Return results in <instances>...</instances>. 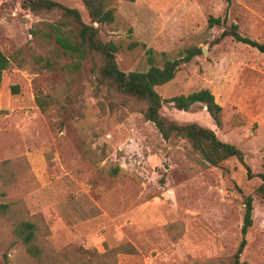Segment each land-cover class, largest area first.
I'll use <instances>...</instances> for the list:
<instances>
[{
  "label": "rangeland",
  "instance_id": "1",
  "mask_svg": "<svg viewBox=\"0 0 264 264\" xmlns=\"http://www.w3.org/2000/svg\"><path fill=\"white\" fill-rule=\"evenodd\" d=\"M79 11L80 0H53ZM99 28L116 44L124 72L200 55L155 88L163 100L202 89L222 107L217 126L205 108L160 114L195 123L242 151L252 174L264 172V53L222 37L231 25L264 43V0H118ZM219 24L209 27V19ZM60 11L33 12L0 0V50L9 59L0 85V264H231L241 241L245 199L252 226L240 260L264 264V198L235 158L206 164L181 137L164 140L144 119L145 105L99 79V59L72 72L51 35ZM96 26V24H95ZM73 25L63 26V29ZM12 87H17L16 93ZM49 106L41 111L36 96ZM36 226L42 256L14 235ZM129 243L135 254L100 255Z\"/></svg>",
  "mask_w": 264,
  "mask_h": 264
},
{
  "label": "trees",
  "instance_id": "2",
  "mask_svg": "<svg viewBox=\"0 0 264 264\" xmlns=\"http://www.w3.org/2000/svg\"><path fill=\"white\" fill-rule=\"evenodd\" d=\"M118 0H80L87 10L90 23L82 21L80 13L75 8L66 7L53 0H22V6L33 12L60 11L67 22L59 26H51V37L61 52L69 56L72 61L68 66L72 72L80 69L83 61L90 58L99 59V79L108 86L126 97L132 98L145 105L144 119L151 122L162 138L168 140L171 137L185 138L190 142L193 152L200 155L202 160L211 166H218L229 158L237 159L246 170L247 179L259 178L260 185L256 192L264 198V172L252 174L250 167L244 162V155L237 147L221 141L215 132L209 128L195 123L179 124L169 121L161 116L160 111L164 103H170L179 111L188 112L195 106L206 109L211 119L217 126L221 123L222 107L215 101L213 94L202 89L187 95H178L163 100L155 88L170 82L182 64L189 63L194 57L200 55V48H190L185 55L176 60H165L161 67L153 64L152 51L148 50L149 69L145 72H124L120 69L116 59L118 47L115 43L104 42L99 37V28L109 25L114 21L115 8L113 4ZM133 1V0H126ZM219 19H209V27L219 24ZM96 24V26H95ZM73 25V28L63 29V26ZM222 37L230 36L236 42L255 48L264 53V43H259L239 34L237 26L231 25L228 31H224ZM9 59L0 50V85L2 73L7 69ZM16 93L17 87H12ZM36 104L41 111L49 106L45 96H36ZM252 197L247 196L244 202L245 213L241 228V241L233 255L231 264H247L240 260V256L246 246V234L252 226ZM15 237L26 246V252L35 259L42 256V248L36 244V226L27 221L17 223L14 228ZM135 254L134 247L125 243L100 255L102 258H112L116 254ZM108 264V263H105Z\"/></svg>",
  "mask_w": 264,
  "mask_h": 264
}]
</instances>
